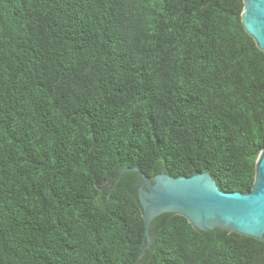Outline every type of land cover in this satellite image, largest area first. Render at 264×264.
I'll return each mask as SVG.
<instances>
[{"label": "trees", "instance_id": "trees-1", "mask_svg": "<svg viewBox=\"0 0 264 264\" xmlns=\"http://www.w3.org/2000/svg\"><path fill=\"white\" fill-rule=\"evenodd\" d=\"M242 0H0V264H264V241L151 220L148 178L251 189L264 52Z\"/></svg>", "mask_w": 264, "mask_h": 264}, {"label": "water", "instance_id": "water-1", "mask_svg": "<svg viewBox=\"0 0 264 264\" xmlns=\"http://www.w3.org/2000/svg\"><path fill=\"white\" fill-rule=\"evenodd\" d=\"M241 24L264 52V0H242ZM137 197L144 220L145 248L151 244V220L169 212L183 216L200 231L221 228L264 241V148L255 161L251 189L224 192L208 172L173 177L166 173L148 178L139 168Z\"/></svg>", "mask_w": 264, "mask_h": 264}]
</instances>
